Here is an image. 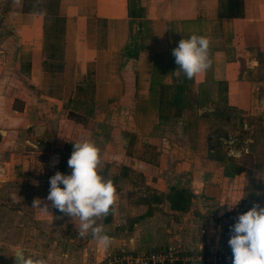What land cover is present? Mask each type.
<instances>
[{"label":"crops","instance_id":"crops-1","mask_svg":"<svg viewBox=\"0 0 264 264\" xmlns=\"http://www.w3.org/2000/svg\"><path fill=\"white\" fill-rule=\"evenodd\" d=\"M193 34L209 39L211 67L189 80L172 50ZM85 140L116 188L97 220L107 249L46 199ZM254 204L264 207V0H0V235L24 243L10 264L18 250L92 264L168 247L232 264L230 227Z\"/></svg>","mask_w":264,"mask_h":264},{"label":"clouds","instance_id":"clouds-1","mask_svg":"<svg viewBox=\"0 0 264 264\" xmlns=\"http://www.w3.org/2000/svg\"><path fill=\"white\" fill-rule=\"evenodd\" d=\"M209 44L207 37L193 34L188 39H181L172 50L178 71L186 79L191 80L211 67ZM72 148L67 161L71 174L56 172L49 180L50 189L46 199L65 216L79 220V237L84 238L90 233L100 247L107 249L112 238L97 220L109 215L116 202V188L112 180L105 179L97 172L100 153L94 143L85 140L75 143ZM242 198L228 205V210L231 211ZM40 204V199L33 202L36 208ZM39 209L48 213L47 206ZM229 231L231 235L228 245L232 251V264H264V207L254 204L250 210L236 218ZM22 264H45V261L23 258Z\"/></svg>","mask_w":264,"mask_h":264},{"label":"built area","instance_id":"built-area-1","mask_svg":"<svg viewBox=\"0 0 264 264\" xmlns=\"http://www.w3.org/2000/svg\"><path fill=\"white\" fill-rule=\"evenodd\" d=\"M38 145V143H35ZM226 264L227 258L221 252H196L193 250L156 249L152 251L126 252L120 249L105 254L92 264Z\"/></svg>","mask_w":264,"mask_h":264},{"label":"rangeland","instance_id":"rangeland-1","mask_svg":"<svg viewBox=\"0 0 264 264\" xmlns=\"http://www.w3.org/2000/svg\"><path fill=\"white\" fill-rule=\"evenodd\" d=\"M0 222H3V223H5L6 221H0ZM11 224L13 225L14 224V221L13 220H11ZM2 232H4V233H6L7 231H6V229H4L3 228V230H2ZM7 238H9V239H7ZM12 238H13V236H9V237H6V236H2V235H0V243H5L4 241H6L7 242V240H10V242L11 241H13V245H8L7 247H8V253H9V257H7L6 259H5V257H3L4 255H3V253L2 252H0V264H10V262H11V260H12V255L11 254H14V249H15V247L17 246L18 248H20V247H24V243L21 241V239H18V241L19 242H17L15 239L14 240H12ZM4 240V241H3ZM16 241V242H15ZM8 243V242H7ZM15 244H16V246H15ZM7 253V254H8Z\"/></svg>","mask_w":264,"mask_h":264},{"label":"water","instance_id":"water-1","mask_svg":"<svg viewBox=\"0 0 264 264\" xmlns=\"http://www.w3.org/2000/svg\"><path fill=\"white\" fill-rule=\"evenodd\" d=\"M21 261H22V255H21L20 251L18 250V251L16 252L15 257H14L13 264H20ZM185 264H199V263H197V262H193V263H185Z\"/></svg>","mask_w":264,"mask_h":264}]
</instances>
